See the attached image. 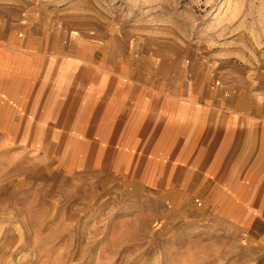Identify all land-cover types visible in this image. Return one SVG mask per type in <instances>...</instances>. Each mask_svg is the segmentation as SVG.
Masks as SVG:
<instances>
[{"label": "rangeland", "instance_id": "1", "mask_svg": "<svg viewBox=\"0 0 264 264\" xmlns=\"http://www.w3.org/2000/svg\"><path fill=\"white\" fill-rule=\"evenodd\" d=\"M0 47L40 68L10 81L11 108L20 92L28 106L10 131L0 109V264H264V214L233 221L223 179L143 185L114 172L116 148L99 138L122 81L140 80L212 107L223 146L233 128L264 141V0H0ZM67 61L73 116L44 122L35 106Z\"/></svg>", "mask_w": 264, "mask_h": 264}, {"label": "crops", "instance_id": "2", "mask_svg": "<svg viewBox=\"0 0 264 264\" xmlns=\"http://www.w3.org/2000/svg\"><path fill=\"white\" fill-rule=\"evenodd\" d=\"M1 58L3 54H0V61H4ZM75 66L73 61L62 63L61 80L56 81L54 89L42 93L40 100L44 105L37 104L35 108L44 122L53 123L59 116L68 117L69 110L72 111L70 116H73L75 97H71L67 90L66 95L60 98L59 85L64 77L70 76L63 70L72 67V72ZM2 76L8 78H4L1 84L0 91L4 94L0 109L5 118L4 127L10 131L11 116L15 117L18 112L21 114L24 107L27 110V98L19 91L15 99L17 102H13L11 108V100L5 96L6 90L11 87L10 78L5 73ZM66 81L68 83L69 79ZM122 85V92L118 99H114L117 102L120 100V110L108 113L114 106L109 103L108 112L101 116L99 124L100 129L103 125L113 128L107 133L101 129L99 138L105 148H116L113 157L110 156L111 161L107 156L115 173L137 175L141 182L155 180L158 176L164 181L176 180L180 187L187 186L189 182L190 186L193 182L200 183L204 176V179L216 176L225 182L226 207L232 220H242L243 226L249 228L257 222L259 225L263 223L259 214H264V141L238 142L236 135L239 130L232 127L230 145L223 146L218 128L213 124L216 111L212 107L154 92L149 84L140 80H124ZM61 102L62 108L64 105L67 107V112L63 114L59 113ZM222 155L227 157L225 166L219 162ZM186 165L192 168L187 170ZM182 180H185L183 185L180 183Z\"/></svg>", "mask_w": 264, "mask_h": 264}, {"label": "bare ground", "instance_id": "3", "mask_svg": "<svg viewBox=\"0 0 264 264\" xmlns=\"http://www.w3.org/2000/svg\"><path fill=\"white\" fill-rule=\"evenodd\" d=\"M13 47V46H12ZM15 47V46H14ZM20 48V47H19ZM9 51V50H8ZM18 55V54H17ZM7 57V56H6ZM9 57V56H8ZM10 57H11V55H10ZM15 57H17V56H15ZM23 58H24V56H23ZM5 60V59H4ZM30 60V56H26V59H25V64H21V63H16V62H13V63H10V62H8V61H3V63H2V67H0L1 69L3 68V70L2 71H0V79H2V81H3V79L4 78H8V77H3L2 75H3V73H5L6 75H8L9 76V78H10V81H14L16 78H21V76H23L25 79H28V81L29 82H32L33 80H35L38 76H39V71H40V68H39V64L38 63H36L35 64V62H31V61H29ZM33 65V67L31 68L30 66H32ZM22 66H24L25 68L23 69V70H21V67ZM8 67H10L11 69L10 70H6V68H8ZM39 79V78H38ZM11 86V85H10ZM9 93V95H10V92H8ZM101 136V135H100ZM90 146V145H89ZM40 147V146H39ZM87 147H88V145H87ZM101 147V146H100ZM49 149H50V147H49ZM105 149V148H104ZM36 150V149H35ZM131 150V149H130ZM85 151V150H84ZM101 152V151H100ZM74 153V152H73ZM102 154V153H101ZM71 155V154H70ZM73 155V154H72ZM99 156V155H98ZM101 156V155H100ZM60 157V156H59ZM82 158V157H81ZM70 160H71V156L69 157V158H67V163L68 162H70ZM69 164V163H68ZM115 166V165H114ZM124 172V171H123ZM158 177V176H157ZM159 177H160V175H159ZM127 179V178H126ZM159 179H161V178H159ZM158 179V181H157V179H155V180H152V179H150V180H148V179H145V182H140V184H143V185H147V184H149V185H151V186H155L156 185V182H157V184H162V183H164V184H166V185H168V183H169V181H164V180H159ZM128 180V179H127ZM185 180H182V182H184ZM171 182V181H170ZM173 182H175V184H176V180L175 181H173ZM142 186V185H141ZM168 190V189H167ZM173 192H174V190H173ZM192 192V191H191ZM170 194V193H169ZM177 194V193H176ZM183 194V196H188V195H184V194H188L187 192H184V193H182ZM167 195V194H166ZM173 195H174V193H173ZM176 199V198H175Z\"/></svg>", "mask_w": 264, "mask_h": 264}]
</instances>
